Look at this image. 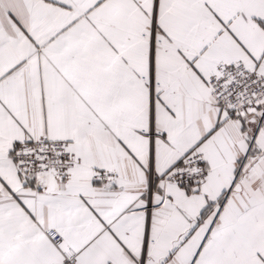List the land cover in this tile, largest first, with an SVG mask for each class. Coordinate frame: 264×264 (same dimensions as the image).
I'll return each instance as SVG.
<instances>
[{"label": "snow or ice", "instance_id": "6c2138e0", "mask_svg": "<svg viewBox=\"0 0 264 264\" xmlns=\"http://www.w3.org/2000/svg\"><path fill=\"white\" fill-rule=\"evenodd\" d=\"M0 264H264V0H0Z\"/></svg>", "mask_w": 264, "mask_h": 264}]
</instances>
